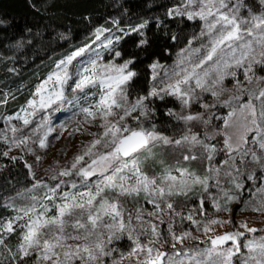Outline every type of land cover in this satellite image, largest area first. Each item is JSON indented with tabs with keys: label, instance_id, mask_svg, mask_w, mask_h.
I'll return each mask as SVG.
<instances>
[{
	"label": "snow or ice",
	"instance_id": "snow-or-ice-1",
	"mask_svg": "<svg viewBox=\"0 0 264 264\" xmlns=\"http://www.w3.org/2000/svg\"><path fill=\"white\" fill-rule=\"evenodd\" d=\"M257 3L264 9V0ZM168 15L202 21L200 37L204 39L195 48L188 41L189 47L181 50L171 70L163 69L159 63L150 65L153 81L160 76L157 69H163L162 87L153 85L147 95L130 100L129 89L137 76L135 61L116 63L121 52L115 46L122 37L109 35L101 40L111 29L97 28L92 43L99 41L98 48L112 53V61L102 62V52L91 44L71 51L56 61L52 71L36 85L27 107L6 118L9 123L22 121L27 127L32 123L30 117H35L37 112L49 109L59 112L67 105L77 108L74 115L82 114L85 122L100 121L98 126L103 132L74 157L70 167L50 177L58 180L76 175L85 182L97 177L92 186L85 184L86 191H63L66 181L59 179L54 186L37 181L26 193H18L27 202L13 206L15 215L10 219L0 220V257H3L0 264L4 260L8 264H122L124 260L129 264H264V235H255L264 229L241 223L239 228L244 231L237 229L208 236L206 241H200L208 246L188 248L185 241L196 239L192 232L177 234L169 223L165 236L155 223L143 220L142 209L137 208L133 216L124 207L128 198L143 196L157 210L148 213L150 217L167 209L185 218L175 212L169 198L187 195L195 186L207 193L209 181L214 179L220 193L213 197L217 211L230 212L228 206L241 203V196L247 191L253 200L245 206L264 213V75L261 74L264 73V11L254 9L247 0H182V5L170 9ZM147 23L120 31L124 35L136 32L144 36L142 30ZM113 24L119 25V21L113 20ZM147 43L146 38L141 39L137 46ZM86 53L89 55L85 59ZM78 57L81 59L77 60ZM226 80H231V88L226 86ZM69 90L77 95L69 97L66 95ZM205 93L215 102H202ZM166 97L179 101L181 113L168 109L165 114L185 126L204 125L203 139L192 133L191 127L180 138L157 130L151 121L156 110L149 105L153 98L164 101ZM197 104L205 111H191ZM216 108L228 111L217 115L212 111ZM41 119L33 129L34 139L29 135L17 136L18 132L23 133V128L11 125V145L27 147L31 140L39 148H47L48 136L54 129L48 116ZM128 119L136 121L135 126L129 125ZM214 119L222 123L212 125ZM144 121H148V126ZM217 137L222 141L209 143ZM3 141L9 143L7 135ZM221 142L222 147H218ZM158 146L186 150L184 161L199 159L195 154L197 148L209 162L219 152L226 158L220 167L207 169L210 175L200 176L189 168L170 166L161 174L150 176L144 166ZM27 150L33 152L32 148ZM2 155L8 156V151ZM36 159L41 158L36 156ZM221 176L227 178L231 188L221 185ZM258 180L260 183L254 189L246 188V182L256 185ZM71 187L75 189L77 184L72 182ZM37 189L46 191L38 194ZM200 207H204L202 198ZM134 219L138 223L134 224ZM186 219L198 229L202 227L206 236L213 226L232 223L209 219L200 225L191 214ZM17 232L13 251L7 247V238ZM125 238L130 242L127 252L110 247ZM165 246L172 251H162ZM4 252L8 255L4 256Z\"/></svg>",
	"mask_w": 264,
	"mask_h": 264
},
{
	"label": "trees",
	"instance_id": "trees-1",
	"mask_svg": "<svg viewBox=\"0 0 264 264\" xmlns=\"http://www.w3.org/2000/svg\"><path fill=\"white\" fill-rule=\"evenodd\" d=\"M247 3L264 11L257 0H247ZM181 4L182 0H0V120L26 108L36 85L52 71L55 62L83 46L99 27L130 29L148 22L142 30L144 36L136 32L122 34L115 46L121 52L119 60L135 61L137 76L129 89L130 99L146 95L152 84L150 65L172 63L203 26L198 19L190 21L184 16L168 15L170 9ZM113 20H118L119 25L113 24ZM145 38L148 43L138 47L139 41ZM178 107L179 101L173 97H166L164 101L153 99L151 108L156 111L151 121L164 135L180 137L187 128L182 121L165 114L168 109L174 112ZM219 122L213 120L212 125ZM189 127L204 136V125L194 123ZM217 141L222 139L210 142ZM219 145L222 146V142ZM4 151L6 147L0 144V220L15 215L11 199L34 182L24 156L17 151H8V156H3ZM153 153L146 163L156 174L177 166L164 159L160 146L153 149ZM223 154L220 152L218 160ZM203 209L209 211L211 208L204 204ZM176 224L179 230L191 229L186 218L178 217ZM18 236L19 232L7 238V247L13 251ZM112 247L127 252L130 242L125 238L113 243ZM7 255L4 252V256ZM4 264L8 261L4 260Z\"/></svg>",
	"mask_w": 264,
	"mask_h": 264
},
{
	"label": "rangeland",
	"instance_id": "rangeland-1",
	"mask_svg": "<svg viewBox=\"0 0 264 264\" xmlns=\"http://www.w3.org/2000/svg\"><path fill=\"white\" fill-rule=\"evenodd\" d=\"M181 5H178L176 7H180ZM99 28H104V27H99ZM120 29L122 28H118L117 26H115L114 28L111 29L110 33L105 32L104 35L101 37V40H103L105 36H109V35L121 36L124 33L121 32ZM95 31L89 36V38L86 40L84 45L91 44L93 48L97 49V51H101L103 55L102 62L112 61L113 60L112 53L98 48V45L100 43L99 41H97L95 44L92 43V41L95 39V36H94ZM124 31H128V29H124ZM195 38L196 39L193 38L191 40L192 41L191 47L193 48L199 47L201 41L204 39L200 37V33L197 36H195ZM188 47L189 45H187L185 48H188ZM179 53H181V51ZM88 55L89 53H86L85 57L83 58L86 59ZM177 58H178V55L172 63H169V64L159 63V64L163 66V69L171 70L176 63ZM80 59H81L80 57L77 58V60H80ZM124 61L125 60H119L118 58L115 60L116 63H123ZM163 69H157V72L160 73V76H158L156 81L152 80L150 89L153 87V85H156L157 88L163 86L160 83V78L163 76ZM240 78L242 79V76ZM225 84L228 88L232 87L231 80H226ZM66 95H68L69 97H72L73 95H77V93H72L71 90H69L66 93ZM202 102L212 104L215 101L213 97L205 93L203 94ZM81 103H83V101H81ZM151 103L149 105L150 107H151ZM191 111L204 112L205 110L200 108L199 105L197 104L193 106ZM212 111L216 112L217 115H225L228 110L225 108H216V109H212ZM174 112L177 114L181 113L180 103H179L178 109L174 110ZM74 113H78V109L75 107L67 106V105L65 106L64 110H61L59 112L53 111L52 109H49L47 112H37L35 117H30V119H32V123L29 124L27 127L23 126L22 121L12 120L9 123L7 122L6 118L0 120V144L4 145L7 151L11 149L10 151H17L21 153L26 159V162L28 163V165L32 166L31 167L32 175L33 173H35V176H33V179H34L33 184L27 189L23 190L21 193H26V190L32 189L33 185L37 181H41L44 184L54 186L56 183L59 182V179L66 181V184L62 186L63 191H68V192L86 191L87 188L85 187V184H87L90 187L92 186L94 181L97 179V177H92L90 178L89 181L85 182L81 179V177L76 176V175H73L70 177H59L58 180L50 179V177L53 174L58 173L60 170L64 168L70 167L71 162L73 161L74 157L78 154H81L84 151L85 147L89 145L94 139H96L103 132V129L98 126L100 121L97 120L95 122L88 123V122H85L82 114L74 115ZM21 115H23V113H21ZM13 116H15V114ZM44 116H48L50 120V126L54 129V131L48 136V147L47 148L41 149L39 148L38 144H32L31 140L29 141L27 147H23V146L15 147L14 145H11L10 142L12 139V133L9 130L11 125H15L18 128H23V133L18 132L17 136H20L22 134L33 136V129H35L37 125L42 122L41 118ZM126 122L132 126H135L136 124V121L131 120V119H128ZM145 122L146 121H144V123ZM221 123L222 122L220 121L219 124ZM188 127L189 126H187L183 134H185L188 131ZM77 129L79 130L77 131ZM211 130L212 129H210L209 131ZM192 133L198 134V132L193 131V130H192ZM4 135L8 136L9 143H5L3 141ZM180 137H176V138H180ZM199 137L203 139V136L200 134H199ZM34 138L35 137L33 136V139ZM218 138L219 137H217L215 140H218ZM209 143H217V142L209 141ZM218 147H222V146L218 144ZM27 148H32L33 152L30 153L27 150ZM160 151L164 159L169 161L171 165H177L175 167L189 168L190 170L194 171L197 175H200V176L210 175L207 169L209 167H220L222 165L223 160L226 158L225 155L223 154V156L220 157V160H218V157L220 156V152H219L218 154L214 156L213 160L209 162L204 158V156L201 153V150L197 148L195 149V154L200 158L195 161H184L182 159V156L184 154H187L186 150H180L174 147H161L160 146ZM36 156H39L41 159L37 161ZM144 170L150 176L158 175L154 172L153 169L149 167L147 163L144 166ZM173 174H176V173L173 172ZM226 180H227L226 177L221 176L220 177L221 185L225 188H231L232 185L229 183H226ZM72 182H75L77 184V188L73 189L71 187ZM259 183H260L259 180L257 181L256 185H252L250 181L246 182V188L251 187L254 189L256 186L259 185ZM209 185L210 186H209V190L207 193L203 191L202 187L195 186L191 191L187 193V195H191L189 199L186 198L187 195H177V196H173L169 198L174 203L175 212L182 213L185 218L189 214H191L193 219L199 222L200 225H203L209 219L231 220L232 223L226 224L224 226H218V225L213 226V231L208 233V235L206 236L203 233L202 227L198 229L197 225L193 224L190 221L191 229H186L184 231L192 232V235L196 237V239L189 238L188 240H186L185 241L186 247L192 248L195 246H199L200 248H204L208 245L200 243V241L202 240L206 241L208 236L214 237L216 235H222L225 232L234 231L237 229L239 231H244V229L239 228V225L241 223H247L249 227H254L257 229H264V213L252 211L250 208L245 206L246 202L253 200V196L251 193L245 191L244 194L241 196V203L239 204L233 203L229 205L228 207L231 208L230 212H221V211L216 210V208L214 207V203H213V197L220 195L217 188L214 186L215 180L214 179L210 180ZM36 191L39 194L41 191H46V189H43V190L37 189ZM201 198L204 200V204H207L211 208L209 209V211L201 209L200 207ZM11 200H12V204H14V206H17V207L22 206L23 204L27 202L22 196H18V194L15 195ZM57 203H59V201H57ZM124 207L128 212H131L133 216H135V211L137 208L142 209L143 220L149 221L151 223H155L158 226V229L165 236L168 235L167 230H168L169 223L172 224L173 230L177 234L184 232L182 230H179L176 226L178 217H181V216H177L174 213H169L167 209H165L163 213H159L158 215H154L150 217L148 213L156 212L157 210L154 208L152 204L147 203L144 200L143 196L139 198H128ZM54 211L55 209H52V212ZM161 220H163V223H161ZM133 223L136 224L138 223V221L134 219ZM255 235L257 236L264 235V231L257 232ZM110 247H112V245ZM179 247L180 245H177V248ZM161 250L162 251H172V249L168 246H165ZM122 264H129V261L124 260Z\"/></svg>",
	"mask_w": 264,
	"mask_h": 264
}]
</instances>
